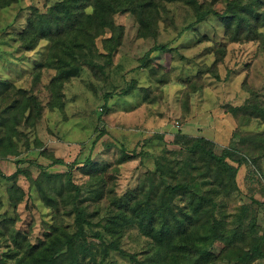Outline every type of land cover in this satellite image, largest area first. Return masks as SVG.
I'll use <instances>...</instances> for the list:
<instances>
[{
  "label": "rangeland",
  "instance_id": "rangeland-1",
  "mask_svg": "<svg viewBox=\"0 0 264 264\" xmlns=\"http://www.w3.org/2000/svg\"><path fill=\"white\" fill-rule=\"evenodd\" d=\"M55 1L19 0L0 8V78L11 80L15 88L7 98L17 96L16 88H23L34 94L43 108L34 128H21L29 140L30 153L20 146L19 156L0 159V220L13 221L14 228L29 240L43 239V232L55 218L53 208L29 188L30 180L40 178V167L53 174L67 171L65 165L52 163L55 159L64 164L76 161L78 165L89 159L106 168L93 183L98 199L86 202L91 222L86 230L87 236L98 233L107 240L104 225L112 212L111 201L138 195L140 183L145 182L148 172H154L156 162L181 160L182 150L174 144L177 132L210 140L217 153L224 147L242 149L240 138L247 134L264 135L262 121H242L227 112L228 106L243 105L251 93L264 103V47L257 41L231 42L217 17L197 23L192 10L181 2L166 3L168 12L158 19L155 39L137 36L131 14H116L115 23L122 27L123 34L113 65L106 70L107 77L97 79L87 68L81 69L65 83L63 109L50 108L47 85L54 71L43 70L41 80L35 83L30 76L47 43L41 41L35 50L24 52L16 35L32 7L43 11ZM225 1L215 3L218 12L224 10ZM155 44L166 45V49L153 51L147 59L145 54ZM102 131L104 135L93 145ZM35 139L43 145L42 156L34 148ZM123 149L124 154L134 157L118 164ZM17 169L20 172L12 175ZM259 170L241 165L236 177L239 191L216 199L228 228L244 226L254 215L259 224H264V157ZM182 172L179 177H183ZM73 174L74 183L90 186L91 177L82 170L76 169ZM188 180L197 192L210 187L204 182L209 180ZM11 185L23 190L21 200L9 193ZM88 191L84 188L82 196ZM69 211L70 207H62L58 220L73 232ZM8 237L0 235V255L12 245ZM146 242L136 228L126 230L120 239L123 250L139 255L146 249ZM105 264L129 262L113 251ZM254 264H264V260Z\"/></svg>",
  "mask_w": 264,
  "mask_h": 264
},
{
  "label": "trees",
  "instance_id": "trees-1",
  "mask_svg": "<svg viewBox=\"0 0 264 264\" xmlns=\"http://www.w3.org/2000/svg\"><path fill=\"white\" fill-rule=\"evenodd\" d=\"M18 1L0 0V8ZM217 1L56 0L43 11L32 7L16 37L24 52L35 50L41 41L47 43L44 56L41 55V60L33 65L30 76L35 83L41 80L43 70L54 71L47 85L48 106L61 110L65 83L81 69L87 68L97 79L107 77L106 70L111 69L122 40V27L114 20L118 13L132 15L138 37L155 39L158 19L168 12L166 3L181 2L192 10L197 23L209 16L217 17L231 42L257 41L264 47V32L260 31L264 29V0H226L222 12L214 7ZM165 49L166 45L155 44L145 57L151 59L149 56L153 51ZM13 89L11 80L0 78V159L19 156L20 146L29 152V140L21 128H34L42 116L41 103L25 89L16 88L19 98L12 96L8 99L9 93H14ZM127 93L124 91L123 94ZM227 112L242 121L258 119L264 123V103L254 93L243 105L228 106ZM103 133L95 136L93 145ZM34 143L36 150L43 146L36 139ZM239 143L242 149L224 147L217 153L210 140L177 132L174 144L182 150L181 160L156 162L154 172L147 173V183H140L138 195L111 201L112 212L104 225L107 240L98 233L87 236L86 230L91 224L86 202L87 199H98L93 183L106 168L89 159L82 165L76 161L64 164L55 159L52 163L65 165L66 172L53 174L40 167V178L30 180L29 184V188L53 208L55 218L52 224L43 232V239L32 241L15 229L10 219L0 220V235L8 234L12 242L8 251L0 255V264H8V261L12 264H105L113 251L124 256L129 264H219L220 261L254 264L264 260V224H259L254 215L244 226L240 224L230 229L221 214L222 206L216 200L219 196L223 198L239 191L236 177L241 165L260 169L264 135L247 134ZM122 153L118 164L134 157L133 154H124V149ZM38 154L42 156L45 152L40 150ZM76 169L91 177L90 186L73 182ZM17 172L20 170L12 175ZM179 172L183 177H179ZM188 177L192 181L209 180L204 182L210 187L197 192ZM13 185L7 190L15 193L19 201L23 190ZM84 188L89 191L82 196ZM67 206L70 207L68 215H73V232L58 220L61 208ZM131 228H136L147 241L141 255L121 248L120 239Z\"/></svg>",
  "mask_w": 264,
  "mask_h": 264
}]
</instances>
